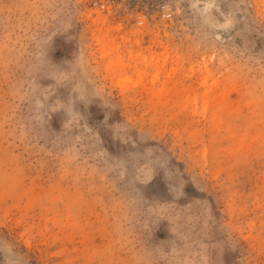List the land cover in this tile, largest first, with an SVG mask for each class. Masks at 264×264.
Returning <instances> with one entry per match:
<instances>
[{"label":"rangeland","instance_id":"374dc122","mask_svg":"<svg viewBox=\"0 0 264 264\" xmlns=\"http://www.w3.org/2000/svg\"><path fill=\"white\" fill-rule=\"evenodd\" d=\"M0 264H264V0H0Z\"/></svg>","mask_w":264,"mask_h":264},{"label":"built area","instance_id":"2783aa9c","mask_svg":"<svg viewBox=\"0 0 264 264\" xmlns=\"http://www.w3.org/2000/svg\"><path fill=\"white\" fill-rule=\"evenodd\" d=\"M116 0H93V4L100 6L102 8H108L112 3H115ZM167 15H170L171 12H166Z\"/></svg>","mask_w":264,"mask_h":264}]
</instances>
